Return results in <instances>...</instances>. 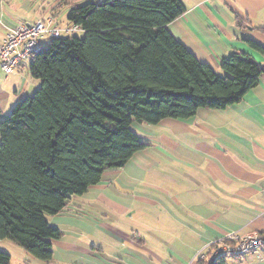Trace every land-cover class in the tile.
<instances>
[{
    "label": "trees",
    "instance_id": "16d2710c",
    "mask_svg": "<svg viewBox=\"0 0 264 264\" xmlns=\"http://www.w3.org/2000/svg\"><path fill=\"white\" fill-rule=\"evenodd\" d=\"M62 8L84 35L51 38L30 56L39 86L0 121V239L46 263L61 236L47 217L147 146L133 122L225 109L264 74V45L250 39L260 64L242 52L223 58L220 73L199 62L166 28L185 12L181 0H55ZM228 258L208 250L197 264ZM10 261L0 250V264Z\"/></svg>",
    "mask_w": 264,
    "mask_h": 264
},
{
    "label": "crops",
    "instance_id": "0c3cea01",
    "mask_svg": "<svg viewBox=\"0 0 264 264\" xmlns=\"http://www.w3.org/2000/svg\"><path fill=\"white\" fill-rule=\"evenodd\" d=\"M17 2L0 0V43L19 23L54 15L66 26L59 13L67 9L53 10L55 0ZM181 2L185 12L166 28L199 62L216 73L234 52L262 63L245 40L264 45V0ZM29 64L27 57L10 74L0 68V121L37 89ZM131 129L147 146L47 217L61 235L52 241V261L24 251L26 264H197L228 233H264V74L230 107L200 108L183 121L133 122ZM227 264H264V247Z\"/></svg>",
    "mask_w": 264,
    "mask_h": 264
},
{
    "label": "built area",
    "instance_id": "2783aa9c",
    "mask_svg": "<svg viewBox=\"0 0 264 264\" xmlns=\"http://www.w3.org/2000/svg\"><path fill=\"white\" fill-rule=\"evenodd\" d=\"M80 30L77 26L68 25L60 27L52 16H48L32 23H19L9 28L0 43V68L10 74L18 69L22 61L36 53L40 41L44 38H59L61 35L74 36ZM264 247V236L250 234L239 236L228 233L224 237L212 241L207 246L213 256L225 255L227 257L239 256L244 253H258ZM204 254L199 253L198 259Z\"/></svg>",
    "mask_w": 264,
    "mask_h": 264
},
{
    "label": "rangeland",
    "instance_id": "374dc122",
    "mask_svg": "<svg viewBox=\"0 0 264 264\" xmlns=\"http://www.w3.org/2000/svg\"><path fill=\"white\" fill-rule=\"evenodd\" d=\"M12 3L14 5H16L18 2V0H11ZM8 2H6L4 4V7L8 10L12 9L11 6H8ZM11 5V4H10ZM13 5V6H14ZM53 6H55V2H53ZM49 12V11H48ZM67 12V11H66ZM66 12L65 11H62L61 13H59V17L60 19L63 21L65 19V15H66ZM59 20V19H58ZM36 21V20H35ZM34 21V22H35ZM77 36H80L82 37L84 35V32L81 31V30H77L76 31V34ZM46 41H48V43H46V46L49 44V41L50 39L46 37ZM38 83V86H39V82ZM37 86V88H38ZM34 93V92H33ZM32 93V94H33ZM31 94V95H32ZM30 95V96H31ZM0 250L2 251H5L7 253L10 254L11 256V264H26L28 261H26L23 256H22V253H25L20 247H18L17 245H15L13 242L7 240V239H0ZM42 263V262H41Z\"/></svg>",
    "mask_w": 264,
    "mask_h": 264
}]
</instances>
